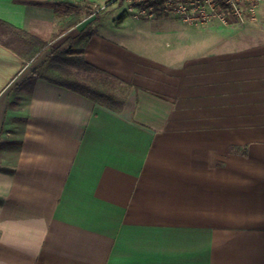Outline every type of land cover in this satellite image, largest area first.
I'll return each mask as SVG.
<instances>
[{
  "label": "crops",
  "instance_id": "0c3cea01",
  "mask_svg": "<svg viewBox=\"0 0 264 264\" xmlns=\"http://www.w3.org/2000/svg\"><path fill=\"white\" fill-rule=\"evenodd\" d=\"M57 1L0 0V19L50 40ZM261 2L241 30L140 20L151 46L125 12L103 18L85 58L133 85L120 113L45 79L18 85L42 58L0 44V264H264Z\"/></svg>",
  "mask_w": 264,
  "mask_h": 264
},
{
  "label": "trees",
  "instance_id": "16d2710c",
  "mask_svg": "<svg viewBox=\"0 0 264 264\" xmlns=\"http://www.w3.org/2000/svg\"><path fill=\"white\" fill-rule=\"evenodd\" d=\"M53 6L62 18V25L50 40L0 19V44L24 59L25 64L42 58L18 85L45 79L120 113L133 85L85 58V48L95 33V26L102 21L100 10L91 4L66 0L55 2ZM87 19L90 20L76 37H67L61 44L55 45L60 37Z\"/></svg>",
  "mask_w": 264,
  "mask_h": 264
},
{
  "label": "built area",
  "instance_id": "2783aa9c",
  "mask_svg": "<svg viewBox=\"0 0 264 264\" xmlns=\"http://www.w3.org/2000/svg\"><path fill=\"white\" fill-rule=\"evenodd\" d=\"M123 1L125 13L134 19L173 15L190 25L214 22L248 27L259 21L260 0H111Z\"/></svg>",
  "mask_w": 264,
  "mask_h": 264
},
{
  "label": "rangeland",
  "instance_id": "374dc122",
  "mask_svg": "<svg viewBox=\"0 0 264 264\" xmlns=\"http://www.w3.org/2000/svg\"><path fill=\"white\" fill-rule=\"evenodd\" d=\"M96 1L99 2L100 4H97L94 7L96 9L100 10L101 15H102V20L104 18V21L107 20L108 22L112 23V21H113V19H115V17L124 15L125 8H124V5H123L124 4L123 1H117V2H115L113 4H109L108 3L110 0H96ZM57 2H59V1H57ZM260 10H261L262 13L264 12V0H262V2H261ZM162 17L169 18V19H166L167 22L164 23V24L169 26L171 29H174L175 27H179L180 25L186 27L185 23L177 16L168 15V16H162ZM162 17H160V18H162ZM156 19H159V18H156ZM89 20L90 19H87L83 23L86 24ZM148 20H150V19H144L143 21H148ZM125 24L128 27V28H126L127 32L136 34V37H138V39L139 38L140 39L143 38L142 45L149 44L151 46L150 42H152L151 41L152 39L150 37H148V36H147V38L143 37V35L153 32V29H154L153 27L154 26H152L150 24V22L148 23V25H145L144 27L143 26L140 27L139 26L140 25V20L134 19V18H132L130 16V17L126 18ZM146 24H147V22H146ZM204 25H202V26H204ZM206 25H208V24H206ZM241 28H243V26H236V30H241ZM249 35L253 36V32L251 30H248V31L242 33V36H240L239 38H241V40L246 39V38L247 39L253 38V37H249ZM258 36H264V34L258 33L257 37ZM211 37H212V40L210 42L209 41L208 42L203 41V43H207V44H203L204 46L208 45L209 43H214V42L218 41L217 35H213V36L211 35ZM127 43L132 45V46H134V47H136V48L140 47V43L138 41L137 42H127ZM150 46H148V48H149L148 51H152V50H150ZM145 47L147 48V46H144V48ZM198 50H199L198 46H195L194 48L188 50V52L189 53H193V52L198 51ZM17 99H18L17 95H15L14 98H12V101L14 100V102L10 103L9 113H8V117H7V121H6L7 126L14 119V113H15V110H16V101H17Z\"/></svg>",
  "mask_w": 264,
  "mask_h": 264
}]
</instances>
